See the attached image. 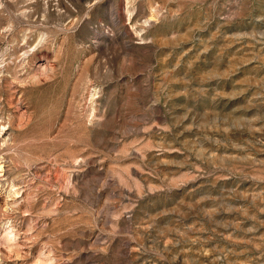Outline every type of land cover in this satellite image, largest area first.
<instances>
[{
	"label": "rangeland",
	"instance_id": "obj_1",
	"mask_svg": "<svg viewBox=\"0 0 264 264\" xmlns=\"http://www.w3.org/2000/svg\"><path fill=\"white\" fill-rule=\"evenodd\" d=\"M0 264H264V0H0Z\"/></svg>",
	"mask_w": 264,
	"mask_h": 264
}]
</instances>
